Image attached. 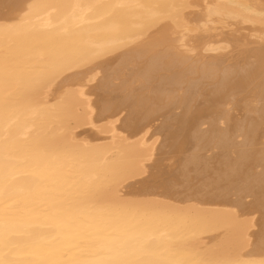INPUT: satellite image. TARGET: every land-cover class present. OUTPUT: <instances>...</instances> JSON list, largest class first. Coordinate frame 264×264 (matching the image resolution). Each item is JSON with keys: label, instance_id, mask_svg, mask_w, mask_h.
Instances as JSON below:
<instances>
[{"label": "bare ground", "instance_id": "bare-ground-1", "mask_svg": "<svg viewBox=\"0 0 264 264\" xmlns=\"http://www.w3.org/2000/svg\"><path fill=\"white\" fill-rule=\"evenodd\" d=\"M0 264H264V0H0Z\"/></svg>", "mask_w": 264, "mask_h": 264}]
</instances>
